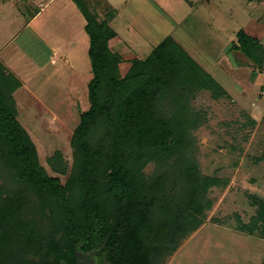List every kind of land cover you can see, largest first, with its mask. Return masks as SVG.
I'll use <instances>...</instances> for the list:
<instances>
[{
    "label": "rangeland",
    "instance_id": "1",
    "mask_svg": "<svg viewBox=\"0 0 264 264\" xmlns=\"http://www.w3.org/2000/svg\"><path fill=\"white\" fill-rule=\"evenodd\" d=\"M81 1L118 36L111 51L122 57L121 75L133 60H144L172 39L196 64L198 78L207 76L203 88L193 74H187L161 105L168 116L186 117L182 134L187 158L183 153L170 158L158 155L146 164L144 175L163 176L159 197L175 201L176 206L189 198L191 186L184 176L189 166L196 167L204 187L202 179L217 186L201 194V224L185 236L171 234L169 250L154 264H264V38L259 52L262 65L244 54L238 38L250 26L256 30L264 26L260 21L264 7L263 14L249 9L257 23L240 28L238 11L228 0ZM80 8L73 0H0V64L21 85L13 92L19 122L47 175L63 184L74 164L72 137L82 114L90 109L94 75L87 19ZM225 8L227 15H220ZM222 47L231 56L224 55ZM238 51L240 56H235ZM52 163L67 172H54ZM13 180L1 172L0 187L16 184ZM74 195L73 201L79 202L80 196ZM163 207L152 209L154 217L168 213L169 221L176 223L175 212ZM31 209L37 211L38 205ZM48 212L37 217L45 230L51 223ZM22 257L18 254L10 264L32 260Z\"/></svg>",
    "mask_w": 264,
    "mask_h": 264
},
{
    "label": "trees",
    "instance_id": "2",
    "mask_svg": "<svg viewBox=\"0 0 264 264\" xmlns=\"http://www.w3.org/2000/svg\"><path fill=\"white\" fill-rule=\"evenodd\" d=\"M73 1L87 19L94 75L90 109L82 114L71 140L74 164L66 184L48 176L40 165L13 98L21 85L0 64V174L16 180L0 187V264L17 261L18 254L32 258L23 264H77L76 247L90 253L101 243L103 250L96 257L101 264H154L169 250L171 234L185 236L201 224V194L217 186L202 179L204 187L196 167L189 166L184 170L191 186L189 198L176 206L175 201L159 197L163 176L146 179L144 175L146 164L158 155L170 158L183 153L187 158L182 134L186 117L168 116L161 105L187 74H193L199 83L192 81L200 87L206 86L207 76L198 78L196 64L172 39L144 60H133L126 75H121L122 57L111 51L118 36L106 21L98 22L87 12L81 0ZM263 37L264 26L257 30L250 26L238 34L239 48L260 65ZM52 168L59 174L67 172L55 163ZM76 192L79 202L73 201ZM35 205L40 211H31ZM161 205L175 212L176 223L169 221L168 213L154 217L152 209ZM47 210L51 223L45 230L37 217Z\"/></svg>",
    "mask_w": 264,
    "mask_h": 264
},
{
    "label": "crops",
    "instance_id": "3",
    "mask_svg": "<svg viewBox=\"0 0 264 264\" xmlns=\"http://www.w3.org/2000/svg\"><path fill=\"white\" fill-rule=\"evenodd\" d=\"M246 1L247 0H228V4H230L229 6H233L232 10L238 11V12H235L236 13L235 18L237 19V26L240 28H242L245 25H249L250 23L252 24L254 21L257 23V19H254V15H253V13L255 14L256 11L259 14H263V13H260V8L262 9L264 7V2H262V0H255L254 2L251 0H248V1H250L249 3H246ZM226 3H227V1H226ZM247 4L249 5V7L248 8L244 7ZM229 6H227L226 8H228ZM226 8L222 12H220V15H222V14L224 16L227 15V14H225V11L227 10ZM231 8L232 7H229V9H231ZM249 9H252V11H254V12L253 13L250 12ZM206 20H208L209 23L212 21L208 18H206ZM260 21L264 22V16H263V20H260ZM261 25H264V24H261ZM222 52H224V55H227V56H228V54H230V56H231V53H232V52L228 53L227 49H224L223 47H222ZM235 53H234L235 56L239 55V51H238V54H235ZM229 66L232 67L233 65L229 64Z\"/></svg>",
    "mask_w": 264,
    "mask_h": 264
},
{
    "label": "water",
    "instance_id": "4",
    "mask_svg": "<svg viewBox=\"0 0 264 264\" xmlns=\"http://www.w3.org/2000/svg\"><path fill=\"white\" fill-rule=\"evenodd\" d=\"M100 249L86 253L79 251V246L75 249V254L77 258V264H96L95 258L101 255V252L103 250V244H100Z\"/></svg>",
    "mask_w": 264,
    "mask_h": 264
},
{
    "label": "flooded vegetation",
    "instance_id": "5",
    "mask_svg": "<svg viewBox=\"0 0 264 264\" xmlns=\"http://www.w3.org/2000/svg\"><path fill=\"white\" fill-rule=\"evenodd\" d=\"M95 261H96V264H101L100 262H98V260H96V258H95ZM103 264H107V263L105 262Z\"/></svg>",
    "mask_w": 264,
    "mask_h": 264
}]
</instances>
